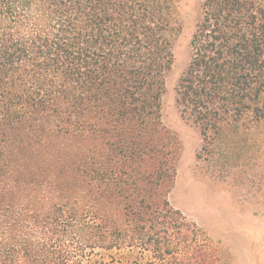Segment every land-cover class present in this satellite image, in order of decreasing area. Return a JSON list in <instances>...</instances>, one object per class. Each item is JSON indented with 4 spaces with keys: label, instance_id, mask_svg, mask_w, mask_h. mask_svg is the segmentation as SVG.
<instances>
[{
    "label": "trees",
    "instance_id": "1",
    "mask_svg": "<svg viewBox=\"0 0 264 264\" xmlns=\"http://www.w3.org/2000/svg\"><path fill=\"white\" fill-rule=\"evenodd\" d=\"M180 1L0 0V264L219 263L169 200ZM188 47L175 101L196 161L257 178L264 0H203Z\"/></svg>",
    "mask_w": 264,
    "mask_h": 264
},
{
    "label": "rangeland",
    "instance_id": "2",
    "mask_svg": "<svg viewBox=\"0 0 264 264\" xmlns=\"http://www.w3.org/2000/svg\"><path fill=\"white\" fill-rule=\"evenodd\" d=\"M203 0H181L182 30L175 42L174 61L162 97L163 122L176 135L180 157L170 202L202 228L219 254L218 264H264V170L232 168L226 177L217 166L196 161L198 131L183 121L176 105L175 87L189 60L188 41L199 19Z\"/></svg>",
    "mask_w": 264,
    "mask_h": 264
}]
</instances>
